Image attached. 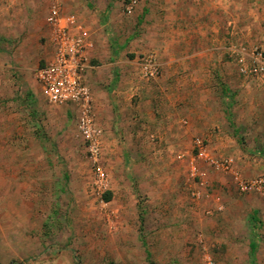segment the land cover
<instances>
[{
    "label": "rangeland",
    "instance_id": "374dc122",
    "mask_svg": "<svg viewBox=\"0 0 264 264\" xmlns=\"http://www.w3.org/2000/svg\"><path fill=\"white\" fill-rule=\"evenodd\" d=\"M128 1L63 0L95 40L84 76L109 181L99 193L76 116L36 79L47 1L0 0V208L24 199L25 251H40L22 264H264V199L203 163L204 185L189 179L196 137L244 177L264 175V145L234 112L247 79L233 53L264 50V0Z\"/></svg>",
    "mask_w": 264,
    "mask_h": 264
},
{
    "label": "built area",
    "instance_id": "2783aa9c",
    "mask_svg": "<svg viewBox=\"0 0 264 264\" xmlns=\"http://www.w3.org/2000/svg\"><path fill=\"white\" fill-rule=\"evenodd\" d=\"M48 4V44L50 54L36 70V79L46 100L54 106H68L76 116L77 127L82 135L89 159L93 165L94 188L97 192L108 189V177L102 165V130L93 115V96L84 76L87 67V51L93 47L88 29L73 14H65L63 0H46ZM140 0H129L126 9L131 12ZM238 71L246 78L264 83V50L259 45L241 44L233 48ZM141 65L144 78L159 74V63L153 55L145 57ZM189 179L204 185L205 171L200 163L213 170L231 174L238 189L243 193L257 194L264 199V175L244 177L232 155L218 156L204 139L196 137L194 151L189 159ZM192 196L199 199L202 191L194 188ZM206 264H212L210 257Z\"/></svg>",
    "mask_w": 264,
    "mask_h": 264
},
{
    "label": "crops",
    "instance_id": "0c3cea01",
    "mask_svg": "<svg viewBox=\"0 0 264 264\" xmlns=\"http://www.w3.org/2000/svg\"><path fill=\"white\" fill-rule=\"evenodd\" d=\"M75 16L78 18L79 22H81V24H83L88 29L91 41L95 45L92 29L87 26L85 22H83L77 15ZM88 54L89 56L91 55V48H89L87 51V57ZM245 79H247V82H245L243 85L244 87L241 88L239 94H235V97L239 98L238 103L234 108V112L236 110L237 113V123L243 125V128L247 130V134L249 136H258L261 144L264 145V83L257 81L256 79H250L246 77ZM231 95H233V93H231ZM260 151L264 155V147L261 148ZM13 204V208H15V210L12 209V211L1 210V208H3L2 201L0 204V264H21L24 263L25 257H28L29 255H33L35 257V255L40 252L25 251V201L24 199L15 200ZM4 212H6L5 215H3ZM251 258L252 262H254L255 253L254 260L252 255ZM38 263H42L41 259L35 261V264Z\"/></svg>",
    "mask_w": 264,
    "mask_h": 264
},
{
    "label": "trees",
    "instance_id": "16d2710c",
    "mask_svg": "<svg viewBox=\"0 0 264 264\" xmlns=\"http://www.w3.org/2000/svg\"><path fill=\"white\" fill-rule=\"evenodd\" d=\"M43 65V64H42ZM110 197H111V193L107 192L105 194V199L108 201L110 200ZM251 255L253 257V260H254V253H255V250H256V244L254 242H251ZM22 264V263H21Z\"/></svg>",
    "mask_w": 264,
    "mask_h": 264
}]
</instances>
